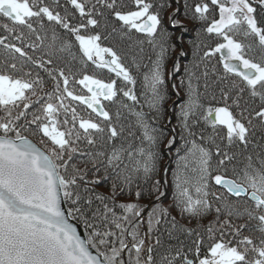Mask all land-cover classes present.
Returning a JSON list of instances; mask_svg holds the SVG:
<instances>
[{
    "label": "snow or ice",
    "instance_id": "snow-or-ice-1",
    "mask_svg": "<svg viewBox=\"0 0 264 264\" xmlns=\"http://www.w3.org/2000/svg\"><path fill=\"white\" fill-rule=\"evenodd\" d=\"M67 3L73 12L79 13L80 23L73 24L72 13L67 8L64 15L56 10L60 7L59 0H54L55 7L43 0H0V16L11 22V27L8 23L0 24V27L22 41L24 33L21 31L17 35L18 28L23 26L33 34L36 32L33 20L42 21L46 17L75 37L86 58L85 64L91 62L97 69L114 73L117 78H122L125 87L118 88L115 79L106 81L86 70L80 79L70 81L64 70L46 67L52 63L50 59H34L23 47L6 43L7 38L0 36V45L12 54L0 61V264H156L151 246L147 248L146 259H142L145 239L139 235V222L144 209L135 202L116 205L114 197L123 195L125 188L131 194L133 184L141 177L146 183L151 180L159 157L154 149L164 132L150 125L143 111L134 109L133 105L139 103L138 97L132 87L126 86L135 85L136 79L118 52L102 46L100 33L82 32L88 33L90 26L99 27L95 16H103V10L107 9L121 23L122 32L134 30L147 36V42L159 51L143 77L144 98L149 109L159 113L165 98L162 93L163 64L168 39L160 29V10L166 5L163 0L158 5L152 0H133L131 7L123 0H96L91 7L88 0H67ZM210 3L218 9V18L212 19L205 31L222 38L223 42L205 51L203 56L220 53L225 72L240 77L252 96H259L264 101V58L260 62L245 58V51H251L253 44L235 38L240 34L245 39L254 37L264 51V27L258 25L253 0H210ZM258 3L264 7V0H258ZM209 11V3L199 0L193 6V18L207 20ZM173 23L179 24L175 20ZM36 39L41 37L37 35ZM56 39L53 34V41ZM71 47V43L65 42L61 51ZM21 57L25 59L18 64ZM29 63L47 73L54 82L51 90L43 77L34 76L30 69L25 70ZM192 75L188 72V100L179 112L181 128L192 139L184 140V155H179L181 149H177L173 172L174 206L192 217H205L215 205L216 218L205 229L210 241L205 255H200L204 243L201 234L187 229L200 237L196 241V257L189 259L180 251L176 256L182 264H264V159H260V166L256 167L249 156L246 166L233 168L229 176L226 164L235 157L225 152L213 168L211 150L197 142L189 125L190 118L203 108L191 83ZM70 83L79 85L81 90L78 92L75 87H70ZM120 94L133 105L118 99ZM224 96L228 98L227 93ZM105 101L119 105L114 115L106 109ZM78 106L90 110L87 117L78 111ZM121 109H127L135 116L127 137H123L125 127L120 124ZM255 116L264 119V107ZM202 119L213 131L218 127L225 129L229 144L236 140L248 143V127L228 106L208 107ZM133 129L142 135L137 137ZM29 132L40 137L39 145L25 134ZM137 139L138 144L135 143ZM173 140L168 141L169 146ZM200 140L215 144L214 136L201 134ZM84 142L87 147L82 148ZM98 142L104 150H93ZM216 155H221L219 146ZM101 170L103 176L99 175ZM90 173L93 174L91 179ZM108 180H112L111 196L96 193L95 188L89 187ZM160 186L159 180L152 185L159 192L157 200L165 195ZM214 186L222 191H212ZM81 188L84 193L92 194L86 200L88 208L81 203L84 200ZM143 195V189L137 185L135 196L139 199ZM232 197L237 200L246 197L251 204L241 210ZM93 199L100 202L102 211L97 208L89 218L87 212ZM62 200L71 202L67 211L62 208ZM108 201H112V207ZM116 207L123 210L122 215L117 214ZM168 214L167 208L156 204L148 214V232L151 233L154 223L159 224ZM222 215L223 220L220 219ZM245 215L257 222L259 237L242 234L249 227L247 223H233V217ZM70 218L83 222L84 238L69 222ZM172 224L176 226L175 218ZM156 243L159 244V240ZM101 248L107 251H101ZM90 249H95L96 254ZM125 251L129 255L127 261L122 258ZM174 260L175 257L164 256L160 264H173Z\"/></svg>",
    "mask_w": 264,
    "mask_h": 264
},
{
    "label": "trees",
    "instance_id": "trees-1",
    "mask_svg": "<svg viewBox=\"0 0 264 264\" xmlns=\"http://www.w3.org/2000/svg\"><path fill=\"white\" fill-rule=\"evenodd\" d=\"M45 4L55 7L54 0H43ZM119 2V0H118ZM123 2L129 7L132 6L133 0H123ZM153 3L159 4L161 0H152ZM199 0H163L166 5L160 10L161 31L167 34V53L164 59L163 72H164V85L162 87V93L164 100L160 105V112L149 109L145 102L143 87V77L152 67L151 61L156 59V53L159 49H153V47L147 42L148 38L145 34L137 33L134 30L128 31L124 29L121 31V23L118 22L110 11L104 9V15H96L95 18L99 21V27L92 28L88 33L82 34H95L100 33L102 39L101 44L105 47H112L121 56L123 63L129 68L131 74L136 79L135 85H127L126 87H132L138 97L139 103L133 105V102L123 97L122 94L118 96V99L122 100L128 105H133L136 111H143L146 114V118L150 125L158 129H162L164 132L163 137L158 141L155 151L159 153L155 174L152 175L151 180L147 183L141 177L132 186L131 194H129L127 188L124 190L123 195H116L114 197L115 204L125 202L138 203L143 210L142 216L139 222V235L145 239L144 251L142 253V259L147 257V248H153V256L156 264H160L161 258L168 256L169 259L175 257L173 264H182L180 257L176 256L177 251H180L183 255H187L189 259H195L196 241L200 239L199 236L189 233L187 229H193L195 232H199L203 237L204 243L201 247L200 255L203 256L207 253V247L210 241L208 240L207 232L205 231L210 221H214L216 218L215 205L213 211L205 217H192L187 213H181L179 208L174 206V186H173V172L176 169L177 161V149H181L179 155H184L186 148L184 147L185 139H192L188 137L187 133L183 131L180 124L179 112L180 108L188 100L187 86L189 83L188 72L193 73L191 83L196 88L199 96V102L203 105V108L198 111L195 116H192L189 120L191 131L195 133V139L198 143H203L205 147H208L213 156V168H216L217 162L223 158V153L227 152L229 155H233V159L230 163L226 164L228 175H232L233 168L242 169L248 163V157H252L254 166H260V159H264V119L257 118L255 113L260 111L261 107H264V101L259 96H252L251 90L247 87L246 83L241 80L240 77L234 74L226 73L223 65L220 63V53H215L209 57H204L203 53L210 48H215L217 43H222L223 40L217 37L215 34H208L205 29L211 23L212 19L218 18V9L212 6L210 0H205L209 3L210 11L207 13V20H199L193 18V6ZM96 4V0H88V6ZM59 8H56L61 15L65 14L67 8L72 13V22L77 24L81 22V17L78 12H73L72 6L67 3V0H59ZM253 7L256 8V19L258 25L264 27V7H262L258 0H253ZM155 10V9H154ZM174 14V15H173ZM178 21L179 24H174L173 21ZM86 23V20L84 21ZM8 23L11 27V22L6 18L0 16V24ZM41 23L43 27H41ZM182 25V26H180ZM33 26L36 32L29 33V30L23 26H20L17 30V35L22 31L24 33V39L16 40L11 34L6 33L2 27H0V36H5L6 43H15L18 47H23L29 56L34 59L43 58V60H51V64H47L46 67L58 70H64L65 74L69 76L70 81L78 80L81 75L87 71L88 74H96L98 77L108 80L115 79L117 81V87H125V82L122 78H117L114 73L109 72L107 69H97L91 62L84 63L85 59L79 49L78 42L75 41V37L68 33L61 26L54 22H49L47 18H43L42 21L33 20ZM116 29L114 32L113 29ZM53 34L57 37L53 41ZM40 36L41 39H36V36ZM159 34L157 39L159 40ZM237 40L242 41L245 44H253L251 51H245V58L252 59L254 62H260L264 58V51H261L258 45V40L254 37L245 39L242 34L236 35ZM143 41V44L140 43ZM65 42L71 43L70 50L61 51V46ZM30 44L38 45L36 48L28 47ZM199 45V48L196 46ZM141 48L143 51H141ZM11 53H7L2 45H0V61L6 56H11ZM19 57V54H15ZM25 58H19L18 64ZM139 65V67H137ZM178 66V67H177ZM31 70L33 75L39 74L46 81L49 90L54 85V82L48 77L47 73L35 65L29 63L25 70ZM187 69V71H186ZM75 74V75H73ZM70 87H75L79 92L80 86L70 83ZM86 91V90H85ZM227 93V99L224 94ZM106 109L110 110L113 115L115 114L118 104H111L107 101L104 102ZM228 106L229 109L237 116L241 118L245 123L249 131L247 133L248 143L244 144L238 140L232 144L228 143L226 138V130L222 127H218L215 131L206 123L202 117L208 107L216 108ZM78 111L88 116V112L84 106H78ZM121 121L125 127L123 137H127L129 126L135 123V116L132 115L127 109H121ZM241 113H243L241 117ZM249 120L251 123L249 124ZM193 121H196L193 124ZM175 129V132L172 131ZM135 130V129H133ZM136 131V136L140 137L142 133L139 130ZM31 140L39 145L40 137L33 136L31 133H25ZM201 134L204 137L214 136L215 144L205 140L201 141ZM122 137V138H123ZM183 137V138H182ZM173 144L168 145V141L173 139ZM120 141H117L119 143ZM139 143V139L135 141ZM219 146L221 155H216V147ZM82 148L87 147L86 142L81 144ZM95 151L104 150L102 145L98 142V145L93 149ZM110 150V149H109ZM83 165H81L82 167ZM100 176H103V170H101ZM93 176L89 174V179ZM161 182L160 191L165 195L160 197L159 192H156L152 185L155 181ZM166 181V183H165ZM112 180H108L104 183L97 185H89V187L95 188L96 193L111 196ZM137 185L143 189L144 195L137 199L135 192ZM81 195L84 197L82 205L88 208L86 204L87 198L92 196L91 193H84L81 188ZM212 191H222L218 186H214ZM119 192V189H117ZM151 192V195H149ZM232 200L242 210L243 207L251 204V201L246 197L237 198L232 197ZM109 207H112V201H108ZM159 204L163 208L169 210L167 218L161 219L159 224L153 225L151 233L148 232V214L152 211L153 207ZM66 208L71 206V202H65ZM97 208L102 211V205L98 200L93 199V203L90 206V210L87 212L90 218L92 212ZM118 215L123 214V210L116 207ZM175 218L176 226L173 227L172 219ZM225 217H220L223 220ZM82 226L85 234L86 229L81 220L75 219ZM234 224H248L249 227L243 231V235H253L259 237L257 229V222L251 221L245 216L239 218L233 217ZM219 235V233H217ZM230 239V237H226ZM130 241L131 238L127 237ZM159 240V244L156 241ZM259 240L257 239V244ZM101 251H107L105 248H101ZM133 257L135 253H132ZM122 258L127 261L129 259L128 252L125 251L122 254Z\"/></svg>",
    "mask_w": 264,
    "mask_h": 264
},
{
    "label": "water",
    "instance_id": "water-1",
    "mask_svg": "<svg viewBox=\"0 0 264 264\" xmlns=\"http://www.w3.org/2000/svg\"><path fill=\"white\" fill-rule=\"evenodd\" d=\"M29 139H30V138H29ZM33 142H34V141H33ZM34 143H35V142H34ZM62 208H63L65 211H67V208H66L65 202H64L63 200H62ZM69 222L72 223V224L76 227L78 234H80L82 238H84V237L86 236V234H85V232H84L82 226L80 225V223H78L75 219H72V218L69 219ZM90 250L93 252L94 255L96 254V250H95V249H90Z\"/></svg>",
    "mask_w": 264,
    "mask_h": 264
}]
</instances>
